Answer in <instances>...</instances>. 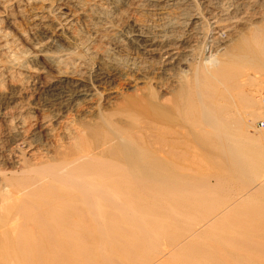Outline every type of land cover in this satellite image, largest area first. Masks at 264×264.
<instances>
[{
    "label": "bare ground",
    "instance_id": "6f19581e",
    "mask_svg": "<svg viewBox=\"0 0 264 264\" xmlns=\"http://www.w3.org/2000/svg\"><path fill=\"white\" fill-rule=\"evenodd\" d=\"M263 83L264 0H0V264H264Z\"/></svg>",
    "mask_w": 264,
    "mask_h": 264
},
{
    "label": "rangeland",
    "instance_id": "374dc122",
    "mask_svg": "<svg viewBox=\"0 0 264 264\" xmlns=\"http://www.w3.org/2000/svg\"><path fill=\"white\" fill-rule=\"evenodd\" d=\"M257 86L259 84V82L256 83ZM262 85V86H261ZM259 85V92L257 91L256 94H254L252 96V99L255 100L257 102V106H256V109H255V116H254V119H250L248 118V120L246 119V122H247V125L248 126L247 128L250 131L248 133H250V135H253V136H257L256 137V140H255V143L257 144V146L259 148H261L263 151H264V126H260V124L264 125V83ZM5 102V99L4 98H0V105L3 104ZM241 110L245 111L243 107H240ZM258 110V112H257ZM259 114V115H258ZM262 114V115H261ZM241 118L242 120L244 121V119L246 118V114L244 112H242L241 114ZM255 120V121H254ZM251 132H255V133H251ZM263 132V133H262ZM256 173L257 175H262V173H264V153H263V161H262V164L260 165V167L256 170ZM260 176L258 179H260ZM259 181V182H258ZM260 181L262 182V180H256L255 182V185H258V183L260 184Z\"/></svg>",
    "mask_w": 264,
    "mask_h": 264
},
{
    "label": "built area",
    "instance_id": "2783aa9c",
    "mask_svg": "<svg viewBox=\"0 0 264 264\" xmlns=\"http://www.w3.org/2000/svg\"><path fill=\"white\" fill-rule=\"evenodd\" d=\"M260 126L262 127V124H260Z\"/></svg>",
    "mask_w": 264,
    "mask_h": 264
}]
</instances>
